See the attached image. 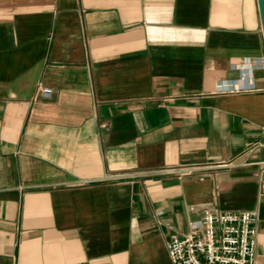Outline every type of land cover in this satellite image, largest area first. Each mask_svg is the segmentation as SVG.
Listing matches in <instances>:
<instances>
[{"label": "crops", "instance_id": "1", "mask_svg": "<svg viewBox=\"0 0 264 264\" xmlns=\"http://www.w3.org/2000/svg\"><path fill=\"white\" fill-rule=\"evenodd\" d=\"M249 210L264 264L258 0H0V264H169Z\"/></svg>", "mask_w": 264, "mask_h": 264}, {"label": "built area", "instance_id": "2", "mask_svg": "<svg viewBox=\"0 0 264 264\" xmlns=\"http://www.w3.org/2000/svg\"><path fill=\"white\" fill-rule=\"evenodd\" d=\"M50 89H42L48 94ZM189 224L188 232L167 244L169 264H259L256 259L257 213L208 212Z\"/></svg>", "mask_w": 264, "mask_h": 264}, {"label": "water", "instance_id": "3", "mask_svg": "<svg viewBox=\"0 0 264 264\" xmlns=\"http://www.w3.org/2000/svg\"><path fill=\"white\" fill-rule=\"evenodd\" d=\"M259 15L261 16V24L264 38V0H258Z\"/></svg>", "mask_w": 264, "mask_h": 264}]
</instances>
